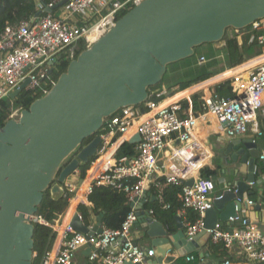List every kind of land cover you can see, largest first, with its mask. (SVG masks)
<instances>
[{
  "label": "built area",
  "instance_id": "built-area-1",
  "mask_svg": "<svg viewBox=\"0 0 264 264\" xmlns=\"http://www.w3.org/2000/svg\"><path fill=\"white\" fill-rule=\"evenodd\" d=\"M143 1L68 0L52 13L7 25L0 35V103L11 100L9 119L17 120L25 109L13 106L12 94L25 83L27 86L21 94L29 92L35 96L39 88L47 93L48 85L53 84L51 79L54 74H61L65 61L70 63L82 51L90 49L123 15ZM250 30L257 34V50L236 67L228 61L212 77L230 73L225 78L191 92H188L190 88L198 83L173 94L167 89L152 92L143 110L140 106L126 107L105 120L97 134L101 139L97 159L86 177L81 178L86 196L94 186H106L123 192L132 203L146 187L153 186L163 208L168 210L171 204L166 202V189L180 187L182 209L178 213L192 212L197 216L194 224L188 219L183 223L189 240L203 230L206 213L213 207L210 194L214 190L212 176L202 175L213 157L208 141L215 134L236 138L251 130L255 139L264 137L259 119L260 115L264 117V19L253 23ZM195 56L199 65L209 61L205 56ZM219 57H224L221 52ZM218 87L228 90L231 96H221ZM196 95L201 97L198 108L193 104ZM137 134L140 142L135 145L136 156L117 157L119 149ZM258 160L264 165V151ZM74 174L64 184L69 207L63 222L50 224L42 216L34 217V223L50 226L57 233L43 264H72L76 253L85 247H92L90 260L98 264H144L154 253L135 244L132 234L137 220L135 207L120 230L103 224L102 233L91 236L72 228L70 223L76 208L86 200L84 195L82 198L78 195L80 168ZM190 181L193 185L187 184ZM226 191L236 192V189L228 185ZM220 198L221 195L216 199ZM249 205L254 202L249 201ZM228 222L232 226L218 223L214 229L207 230L209 241L222 243L229 250L236 249L243 264H264V234L258 226L244 217L243 212Z\"/></svg>",
  "mask_w": 264,
  "mask_h": 264
},
{
  "label": "water",
  "instance_id": "water-1",
  "mask_svg": "<svg viewBox=\"0 0 264 264\" xmlns=\"http://www.w3.org/2000/svg\"><path fill=\"white\" fill-rule=\"evenodd\" d=\"M67 1L40 9L34 17L52 13ZM262 19L264 0H144L71 61L52 88L17 120L5 122L0 127V264H33L34 217L45 193L54 201L64 197L66 180L97 155V134L106 119L123 108L144 105L150 88L163 81L170 65L194 57L204 45L221 43L229 29L244 30ZM139 142L137 134L128 144ZM243 143L236 161L247 165V180L237 182L236 192L225 191L214 200L203 230L192 240L180 220L171 233L149 212H137L134 225L145 231L157 251L147 264H170L168 253L183 256L200 250L210 240L207 230L240 216L261 153L253 140ZM139 200L130 203L131 208H137ZM102 217L90 229L76 213L70 225L77 232L99 235Z\"/></svg>",
  "mask_w": 264,
  "mask_h": 264
},
{
  "label": "trees",
  "instance_id": "trees-1",
  "mask_svg": "<svg viewBox=\"0 0 264 264\" xmlns=\"http://www.w3.org/2000/svg\"><path fill=\"white\" fill-rule=\"evenodd\" d=\"M57 0H0V35L3 33L7 25L20 24L22 22L30 21L33 16L41 9V7H48L51 3H54ZM250 29L246 28L240 30L244 32L245 30ZM229 31V30H228ZM226 32L224 42V52L228 56V61L232 67H236L244 63L247 56L252 55L258 48L257 43V34L255 32H250L247 35H244L243 38H238L237 36L230 37ZM194 57L186 59L183 61L190 64ZM190 61V62H189ZM69 62H64L61 67V74L64 73L68 68ZM174 66V65H173ZM172 69V65L170 67ZM199 67H192L188 71L173 78H180L182 80H177L170 82L168 89H173L176 86L180 90H185L192 86L195 83L205 81L209 78H212L216 74L208 73L207 70L198 71ZM60 74V75H61ZM195 76V77H194ZM163 81L154 87H151L149 94L163 89ZM53 84L48 85L47 91L52 88ZM217 91L221 96L229 98L231 96L228 90H223L222 87H218ZM46 93L43 90H38V93L35 96H32V93L24 92L20 94L13 102L14 107H24L25 109L38 98H41ZM193 104L196 108L199 107V96H195L193 99ZM144 106H140V109H144ZM187 104H185V108ZM12 111L11 100H3L0 103V127H2L5 122L9 120ZM91 139H88L85 144L89 143ZM127 156L133 158L136 156V147L128 143L124 144L118 151L117 157ZM97 156L92 158L89 163L83 164L80 167L81 178L84 179L87 175L88 170L91 168L92 163L95 162ZM213 173L209 167H206L203 171V176L208 177ZM167 200L172 203V209L167 211L155 210L154 212L160 215H164L166 220L170 222V225H167L168 230H173L175 224H173L176 206L175 201L177 199L178 193L181 191L180 187L170 186L168 189ZM89 202L91 206L85 204H80L78 207V212L82 217V220L86 224H90L93 220V217H98L103 214L102 223L110 229L120 230L124 221L127 218V215L131 212L132 208L130 202L127 200L125 194L120 192L112 187L106 186H94L92 193L89 195ZM69 203L65 197L59 201H54L51 197L50 192H46L44 195L43 202L39 207L38 216H42L48 223L57 224L60 222L61 218L65 216ZM175 207V209H174ZM167 212V213H166ZM197 217L190 214V220L194 224ZM175 222V221H174ZM35 232H34V241L35 246L33 250V264H43L44 259L47 254L53 248L57 233L47 225L34 223ZM172 226V227H171ZM171 232V231H170ZM208 251L210 253V258L205 259L207 262L199 261L200 254L195 251L191 254V257L197 259L196 261H187L180 259L177 261V264H214L219 262L222 264H238L240 261L234 259V256L230 253V250L225 247L224 244L219 243L215 244L212 241L208 243Z\"/></svg>",
  "mask_w": 264,
  "mask_h": 264
},
{
  "label": "crops",
  "instance_id": "crops-1",
  "mask_svg": "<svg viewBox=\"0 0 264 264\" xmlns=\"http://www.w3.org/2000/svg\"><path fill=\"white\" fill-rule=\"evenodd\" d=\"M34 16H33V18H35ZM220 52L223 54L224 57L225 56L227 57V60H229L227 54H224L226 52H224L223 47L220 50L219 48H217L216 45H211V46L204 45L203 47L199 48V50L196 51V54H198V56H205L207 59H209V62L211 61V58H212L214 60V62L219 61V63H220V60H219V58H221V57H219ZM209 57H211V58H209ZM216 58L218 60H216ZM196 61H197V64H196ZM193 62H194V64L193 63L188 64L186 62L183 63V61L175 63L176 65H174V66L172 64V69L170 70L169 69L170 67L168 68V71L170 70L169 76H171V77L177 76V74L178 75L182 74V73L188 71L192 67L193 68L194 67L200 68L206 64L205 63L202 65H199L197 57H194ZM219 63L217 65H213L211 68H209L207 70V72L212 74L215 71H217V69L219 68ZM177 64H179V65H177ZM229 74L230 73H227L225 75H222V76H219L216 78H211L207 81H204V82H201L198 84L195 83L197 85L193 86L194 85L193 84L192 85L193 87L190 88V90L188 92L201 89L207 85H211V84L219 81L220 79L225 78ZM169 85H170V82H167L166 84H164L163 89H167L168 91H171V94H173L172 93L173 90L179 88L178 86L173 88V89L166 88ZM198 96H199V106H200L201 97H200V95H198ZM259 119H260L262 127L264 128V117H262L260 115ZM255 137L256 136H255L254 132L251 130L247 135L242 136V137H236V138H229V137H225V136L220 135V134H215L213 136V138H211L210 141H208V147L213 154V157L210 161V164L207 166V167H209L210 170L213 171L211 176H212V179L214 182V190L210 194V198L213 200V202L217 197H219L220 195H222L226 191V188L228 185H230V186L232 185V187H234L236 189V184L238 181L247 180V178H248L247 165L242 164L240 161H236V157H237L238 151H241L245 147L244 143H243L244 140L245 141L249 140V139L253 140L255 143H257V148L260 149L261 151H264V137L261 139H255ZM255 176H256L255 183L253 185L250 184L249 189H247L245 194H244V196H245L244 202L246 203L247 207L242 208L241 212L244 213V217H246L251 222L256 224L258 226L259 230L264 234V165L259 160L257 161ZM78 180H79V187H80L78 195L81 196V198L83 197V195H84V197H86V200L81 201L82 203H80V204H85L87 206H91V203L89 202V199H88L89 196H86V192H84V186H81V184H82L81 177H80V179L78 178ZM168 189H166L167 190L166 202H169L171 204V208L168 210L163 208V205L160 203V201L157 197V195H158L157 190L153 186L145 188L144 192L140 196V200L136 204L137 212H139V211L149 212L151 214V216L156 221H158L160 224H162L167 229H169L167 227V225H170V222L168 220H166V217L164 215H160V217H159V215L157 213H155L154 211L160 210V211H167L168 212L169 210L172 209V203L167 200L168 193H169ZM144 193H146V196L143 195ZM180 194H181V191L178 193L177 199L175 201L176 212H175V216H174L175 218L173 220V224H175V225H173L174 226L173 230H170L171 233H174L177 231L178 220H180L181 223L183 224L185 219L190 220V214L196 216V214H193L192 212H190V213L188 212L187 215H185L183 213L182 214L178 213V211L182 209ZM249 201H253L254 205H252V206L249 205ZM257 206H259L260 208H257ZM78 207H79V205H78ZM78 207L76 208L77 213H79ZM174 209H175V207H174ZM241 212H239V213H241ZM101 215H103V214H101ZM98 217H93V220L90 224H86V223H84V224L87 225L91 229L95 225H97V223H98L97 218ZM63 219L64 218L62 217L59 224H61L63 222ZM102 219H103V217H102ZM165 221H166L167 225L165 224ZM101 225H103L102 220H101ZM224 226L229 227V226H232V224L229 223L228 221H226V222H224ZM132 234H133L135 241L137 243H139V246L142 247L143 249H145V251L157 253V251L151 246L150 239H147V237H144L145 231H141L139 225L133 226ZM208 243L209 242H207L203 247H200V250H196L199 254L200 253H204V254L208 253L209 254V257L200 258V259H198L199 261L207 262L208 260H205V259L210 258V253H209L208 248H207ZM193 252H195V251H193ZM91 253H92V251H90V249L88 247L82 248L81 250H79L76 253V255L72 261V264H98L97 262H93L90 260ZM192 253H190L188 255H183V256L179 255L178 252L168 253L166 255V258L170 260V264H177V261H179L180 259H184L187 261H196L197 259H195L194 257H191ZM230 253L234 256V259L240 261L238 264H243L242 263L243 259L241 256L238 255L236 249L230 250ZM153 258L154 257H150V256L147 257V260L145 261L144 264H147V262L152 260ZM214 264H222V263L215 262Z\"/></svg>",
  "mask_w": 264,
  "mask_h": 264
},
{
  "label": "rangeland",
  "instance_id": "rangeland-1",
  "mask_svg": "<svg viewBox=\"0 0 264 264\" xmlns=\"http://www.w3.org/2000/svg\"><path fill=\"white\" fill-rule=\"evenodd\" d=\"M250 29H247V30H245L244 32H240V31H237V30H235V29H229V31H228V35L230 36V37H234V36H237L238 38H243V36L244 35H247L248 33H250ZM208 46H211L212 44H207ZM213 45H216L217 46V48H219L220 50H221V48L222 47H224V42H221V43H217V44H213ZM203 47V46H202ZM201 48V47H200ZM197 50H199V48L197 49ZM196 50V51H197ZM225 54V53H224ZM198 55V54H197ZM65 56V54L63 53V55H62V57H64ZM194 57H196V56H194ZM209 58H211V57H209ZM225 59V60H224ZM192 60V62L191 63H193L194 64V62H193V60L194 59H190V61ZM216 60H218L217 58H216ZM219 60H220V63H219V61H215L214 62V60L211 58V61L209 62L208 61V63H206L204 66H202V67H200L199 69H198V71L200 72L201 70H208L209 68H211L213 65H217L218 63H219V68L217 69V71H215L214 73H212V74H215V73H219L222 69H224V66L226 65V64H228V60H227V57L225 56L224 58L222 57V58H219ZM189 61V62H190ZM226 61V62H225ZM192 64V65H193ZM196 64H197V61H196ZM173 65H176V64H173ZM177 65H179V64H177ZM169 67H171V65L169 66ZM168 67V68H169ZM170 70H171V68H169ZM169 70V71H170ZM169 71H167V74H166V76L164 77V83L166 84L167 82H172V81H177V80H182V79H180L179 77L178 78H173V77H171V76H169ZM184 73H182L180 76H182ZM211 74V75H212ZM59 76H60V74H54V77L51 79L52 81H53V84L58 80V78H59ZM195 77V76H194ZM177 87V86H176ZM166 88H168V87H166ZM180 89L179 88H177V89H175V90H173L172 91V93H175V92H177V91H179ZM168 92H170L171 93V91H168ZM198 96V95H197ZM6 100H10V99H6Z\"/></svg>",
  "mask_w": 264,
  "mask_h": 264
},
{
  "label": "bare ground",
  "instance_id": "bare-ground-1",
  "mask_svg": "<svg viewBox=\"0 0 264 264\" xmlns=\"http://www.w3.org/2000/svg\"><path fill=\"white\" fill-rule=\"evenodd\" d=\"M96 165H98V164H96ZM73 212H74V208H71L70 213H73Z\"/></svg>",
  "mask_w": 264,
  "mask_h": 264
},
{
  "label": "clouds",
  "instance_id": "clouds-1",
  "mask_svg": "<svg viewBox=\"0 0 264 264\" xmlns=\"http://www.w3.org/2000/svg\"><path fill=\"white\" fill-rule=\"evenodd\" d=\"M196 54V53H195Z\"/></svg>",
  "mask_w": 264,
  "mask_h": 264
}]
</instances>
